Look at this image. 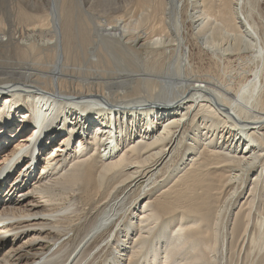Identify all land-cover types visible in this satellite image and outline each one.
Returning a JSON list of instances; mask_svg holds the SVG:
<instances>
[{"label":"bare ground","instance_id":"obj_1","mask_svg":"<svg viewBox=\"0 0 264 264\" xmlns=\"http://www.w3.org/2000/svg\"><path fill=\"white\" fill-rule=\"evenodd\" d=\"M248 5L0 0V264H224L219 217L160 212L209 164L241 184L230 210L245 191L260 208L264 26Z\"/></svg>","mask_w":264,"mask_h":264},{"label":"rangeland","instance_id":"obj_2","mask_svg":"<svg viewBox=\"0 0 264 264\" xmlns=\"http://www.w3.org/2000/svg\"><path fill=\"white\" fill-rule=\"evenodd\" d=\"M253 1V2H252ZM250 0V5H248L245 9L246 11H248L250 8L249 11L252 13V17L254 20H256V23H260L259 26L263 27L264 25V0ZM254 4V5H253ZM86 9H89V8H86ZM255 11H254V10ZM245 11V10H244ZM256 11L259 13L262 14V18L257 15ZM255 12V13H254ZM261 20H260V19ZM263 20V21H262ZM260 21V22H259ZM184 33H190V29L189 30H185ZM192 38L189 36L188 37V40L192 46ZM192 48V47H191ZM193 49V48H192ZM196 52V53H195ZM194 54L196 55L197 54V50L196 48H194ZM197 59V61H196ZM202 60V57H198V55L195 56V61L197 62V64L199 65L200 68L202 69H206L205 67L209 66L210 68V71L211 72H214V74L216 75L217 77V74L218 75H221L222 74V78L224 80V78H226V76H228L230 74V72L232 73L233 71V74L237 72V67L235 64H225L224 68H221V64H218L219 66H213L211 67L210 65V62L208 61L207 58H205V56L203 55V60ZM199 61V63H198ZM201 61V62H200ZM195 62V63H196ZM201 63V64H200ZM203 64V65H202ZM206 64V65H205ZM197 65V66H198ZM202 65V66H201ZM229 66V68L231 69H228L227 66ZM234 65V66H233ZM204 66V67H203ZM233 66V67H232ZM208 69V67H207ZM206 69V71H207ZM215 69V70H214ZM229 71H228V70ZM223 70H227L228 75H226ZM216 71V73H215ZM218 71V72H217ZM221 72V73H220ZM14 77H17L19 78L20 77V73L18 71H13V73H11ZM225 75V76H223ZM219 76V78H221ZM112 85H115V84H112ZM108 86L107 88V92L108 93H112L114 94V92L111 91L110 87L112 86ZM120 91V90H119ZM118 91V92H119ZM141 96H145V94L141 95ZM133 100H137L136 99H126V100H122V101H133ZM27 136V135H25ZM23 137V136H21ZM59 140L56 141V144H54L53 146H56L57 145V142ZM59 143V142H58ZM12 146V145H11ZM10 146V147H11ZM183 148V147H182ZM182 150V149H181ZM50 151V150H49ZM46 152L45 154L42 155V159L40 160V164L38 165L37 167V170L39 171L40 169H42L43 165H44V160L43 158L49 153ZM181 153V151H180ZM3 155V154H2ZM177 158V159H176ZM0 159H1V156H0ZM174 162H179V153H178V156L177 154L175 155L174 157ZM210 165V164H209ZM204 166V167H200L198 171H196V174L195 175H189L187 176V178L185 179L184 182L182 183H176V185L172 188L174 190H172L171 192H169V194H166L164 196V199L162 203V209L165 210L166 212L168 210H171V212H180L182 210V208L184 206H186L185 208H188L187 209V212L192 214V215H198V216H202L201 219L205 220L206 218V221L203 220V222L205 223H208V224H213V222L207 220L208 218H212L214 220V218H218L220 219V226L218 229H220L221 233L224 231V236L222 234V237L223 238V242L222 240H220L221 242L219 243L220 244V248L222 249L221 250V254L222 255V258H221V261L220 262H223L224 264H264V240L263 237H262V232L260 230V226H263L264 227V195H263V200L260 202L258 208L259 210H257V208H251L249 207L248 205L246 204H243L244 203V200H246V198L248 196H246V194H248L247 191H245L244 195H240L238 197V201L236 204H238V207L233 209V210H230L234 200H236V197L235 196H231L232 194V191L234 192V189L236 186H240L241 187V184L237 183L234 185L233 189H230L228 187H226L227 185H225L226 183L228 184V179L225 178V175L223 176L222 174H219V173H214L212 170L214 167L213 165L212 166ZM212 168V170L210 169ZM210 169V170H209ZM206 170V171H205ZM209 170V172H208ZM201 171L203 173H201ZM206 174H205V173ZM208 173V174H207ZM201 177H200V175ZM168 174H166L167 176ZM223 176V177H221ZM217 177V178H216ZM190 180H189V179ZM227 179V180H226ZM208 180V181H206ZM212 180V181H211ZM220 180V181H219ZM194 182V183H193ZM208 182V183H207ZM209 184L208 185V188L206 187L207 185L206 184ZM218 184V185H216ZM174 185V184H173ZM205 185V186H204ZM215 185V186H214ZM225 186V187H224ZM26 187V186H25ZM23 187V189L20 191H25L26 189L28 188H25ZM239 187V188H240ZM261 187V185H260ZM259 187V188H260ZM207 188V189H206ZM210 188V189H209ZM224 188V189H223ZM209 189L210 192H207ZM214 189V190H213ZM220 189V190H219ZM212 190V192H211ZM202 191V192H200ZM216 191V193L214 194V192ZM224 191V192H222ZM19 192V193H20ZM18 193V194H19ZM205 193V194H204ZM210 193V194H209ZM212 193V194H211ZM218 193V195H217ZM231 193V194H230ZM203 194V195H202ZM211 195V196H210ZM222 197H221V196ZM230 195V196H229ZM203 196V197H202ZM205 196V197H204ZM207 196V197H206ZM198 197V198H197ZM210 197H213L212 199ZM230 197V198H229ZM220 198V199H219ZM233 198V199H232ZM231 199V200H230ZM257 199V198H256ZM187 200V201H186ZM220 200V201H219ZM169 201V202H167ZM193 202V203H192ZM210 204H209V203ZM220 202V203H219ZM224 202V203H223ZM186 203V204H185ZM243 205L241 206L240 205ZM259 203V202H258ZM169 204V205H168ZM235 204V205H236ZM168 205V206H167ZM240 205V206H239ZM258 205V204H256ZM161 206V205H160ZM219 208H218V207ZM245 206V207H244ZM191 207L192 208H198L201 210L199 212H193V211H190L191 210ZM247 207V208H246ZM206 208V210H205ZM229 208V209H228ZM241 208V209H240ZM168 209V210H167ZM213 209V210H212ZM251 209V210H250ZM215 210V211H214ZM183 211V210H182ZM206 211V213H205ZM209 211V212H208ZM218 211V212H217ZM164 211L160 212V214L162 215V217L165 216V218H169V212H165L163 213ZM250 213L249 215H251V218H252V223L250 222V229H249V233L246 234L245 232V228H246V222H248V213ZM200 213V214H199ZM205 213V214H204ZM204 214V215H202ZM207 215V216H206ZM217 215V216H216ZM220 215V216H218ZM255 215V216H254ZM261 215V216H260ZM206 216V217H205ZM223 217V218H222ZM255 219V220H254ZM262 220V221H261ZM238 222V223H237ZM255 222V223H254ZM226 223V224H225ZM233 223L235 225H233ZM254 224V225H253ZM236 225H238V228L236 227ZM253 225V226H252ZM259 225V226H258ZM223 229H222V227ZM232 226V227H231ZM257 226V227H256ZM241 228V229H240ZM243 228V229H242ZM236 230V231H235ZM239 230V231H238ZM260 230V231H259ZM229 231V232H228ZM243 231V232H242ZM252 231V232H251ZM237 232V234H236ZM257 232V233H256ZM259 232V233H258ZM229 233V234H228ZM244 233V234H243ZM251 233V235H250ZM226 235V236H225ZM261 235V236H260ZM252 236V237H251ZM260 236V237H259ZM226 237V238H225ZM240 237V238H239ZM255 237V238H254ZM254 238V240H253ZM258 238V240H257ZM245 239V240H244ZM261 239V240H260ZM237 240V241H236ZM253 240V241H252ZM258 241V242H257ZM257 243V244H256ZM224 248V249H223ZM226 251V252H225ZM263 251V252H262ZM229 253V254H228ZM258 256V257H257ZM241 257V258H240ZM129 259V258H128ZM128 259H125V262L123 264H127L128 263ZM223 260V261H222ZM256 260V262H255ZM226 262V263H225ZM229 262V263H228Z\"/></svg>","mask_w":264,"mask_h":264}]
</instances>
